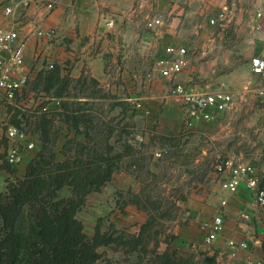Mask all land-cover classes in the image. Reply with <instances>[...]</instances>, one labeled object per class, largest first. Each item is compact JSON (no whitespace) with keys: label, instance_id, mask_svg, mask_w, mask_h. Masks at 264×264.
<instances>
[{"label":"crops","instance_id":"1","mask_svg":"<svg viewBox=\"0 0 264 264\" xmlns=\"http://www.w3.org/2000/svg\"><path fill=\"white\" fill-rule=\"evenodd\" d=\"M6 2L0 0V26H15L26 42L29 81L52 68L69 79L60 95L62 109H125L126 120L132 117L137 128L167 136L180 134L191 119L190 132L205 141L212 161L251 163L264 186V75L251 66L253 57L264 58V0H55L51 10L45 7L49 0H16L9 14ZM155 18L161 23L149 27ZM109 19L113 26L106 24ZM169 45L188 51L187 64L175 78L160 74L159 62L170 58ZM177 83L234 93L236 105L208 109L212 118H190L188 105L173 92ZM33 102L26 89L15 106ZM29 141L19 139L25 171L36 155L27 148ZM227 177V172H212L207 184L191 191L186 217L169 241L161 242V251L188 254L197 264H264V206L257 205L245 182L236 192L224 189ZM130 209L137 214L138 233L147 215L133 205ZM218 215L222 229L207 242Z\"/></svg>","mask_w":264,"mask_h":264},{"label":"rangeland","instance_id":"2","mask_svg":"<svg viewBox=\"0 0 264 264\" xmlns=\"http://www.w3.org/2000/svg\"><path fill=\"white\" fill-rule=\"evenodd\" d=\"M44 94L61 98L51 93ZM36 99L34 95V102ZM76 106L67 110L71 115L69 122L65 120L62 106V110L54 114L47 143L56 161L63 162L79 153L86 156L98 151L103 155L109 154L116 163L112 179L100 190L88 194L77 212L84 231L90 237L97 230L113 235L119 232L136 234L139 221L134 220L137 214L130 209L133 205L137 212L147 215L146 221L151 214L156 216V225L151 233L158 239L157 246L161 251V242L169 241L174 226L186 217L184 208L189 194L209 182L212 172L217 171L218 162L205 154L208 149L205 141L188 130L175 135L172 140H163L155 133L137 128L131 122L132 117L126 120L125 109H90L95 112L72 114L74 109H78ZM44 115L32 105L21 109L4 103L0 109V172L6 171L0 173V192L7 190L8 182L23 178L26 173L23 163L11 165L7 161L10 146L14 142L20 143L19 139L13 141L9 138V126H17L34 142L33 151L37 155L43 146L38 123L43 121ZM76 121L85 128H80L83 126L80 123L75 125ZM125 121L131 124L130 127H126ZM83 138H86L85 142ZM60 194L72 196V189L66 186ZM154 240L150 239L148 248L154 247ZM98 251L103 261H111L112 264H128L136 261L139 255L138 252L125 253L116 244L102 245ZM140 256L145 257V253Z\"/></svg>","mask_w":264,"mask_h":264},{"label":"trees","instance_id":"3","mask_svg":"<svg viewBox=\"0 0 264 264\" xmlns=\"http://www.w3.org/2000/svg\"><path fill=\"white\" fill-rule=\"evenodd\" d=\"M59 74L57 68L43 71L34 81H28L27 87L50 94L56 83L59 85L54 95L60 96L69 79ZM67 110L63 114L69 122L71 115ZM91 112L95 111L74 109L72 114ZM56 115L45 114L38 123L43 146L28 164L24 177L11 180L7 190L0 192V264H112L103 261L98 251L100 246L109 244H116L125 253H139L137 260L128 264H197L188 254L169 248L158 250L159 241L151 233L157 218L152 214L136 234L113 235L97 230L90 237L84 231L77 212L88 194L100 190L112 179L116 163L109 154L98 151L86 156L79 153L57 162L47 143ZM158 138L175 137L158 135ZM66 186L72 189V196H61L60 191ZM152 238L154 247L148 248ZM142 253L145 257L140 256Z\"/></svg>","mask_w":264,"mask_h":264},{"label":"built area","instance_id":"4","mask_svg":"<svg viewBox=\"0 0 264 264\" xmlns=\"http://www.w3.org/2000/svg\"><path fill=\"white\" fill-rule=\"evenodd\" d=\"M5 5V13H12L16 0H7ZM55 0H49L45 5L48 10L54 8ZM224 14L221 13L219 19H223ZM212 23L216 21L211 20ZM160 19H153L148 23L149 27L160 24ZM106 24L113 26V19H109ZM40 35H51L39 30ZM26 42L19 40V30L15 26H0V106L4 103L16 104L18 95L22 94L26 89L29 94L38 98L34 102L33 108L39 109L49 116H53L59 112L62 106V99L49 97L44 93H38L27 87L29 74L24 70ZM166 52L170 54V58L159 62L160 74L164 77L175 78L185 67L188 61V51L185 47L169 45ZM251 66L254 73L264 75V58L253 57ZM53 64L49 65L52 68ZM173 92L182 97L188 105L190 118H212L213 115L208 111L215 108L218 111H225L236 105V97L234 93L223 90L206 92L199 91L189 84L177 83ZM192 125L191 119L188 120L182 131H190ZM8 136L13 141L17 139H26L28 136L22 132L17 126L10 125L8 128ZM28 149H33L34 142L27 143ZM23 160V147L21 143L14 142L7 154V161L11 165H18ZM218 172H227L228 177L222 181V187L228 191L236 192L240 183L245 182L246 185L254 192L256 203L258 206H264V186H260L261 176L251 163H244L234 158L216 163ZM223 217L218 215L214 218L209 226L210 232L207 236V242L212 241L217 233L222 229ZM234 244V242H230ZM245 246V243H241Z\"/></svg>","mask_w":264,"mask_h":264}]
</instances>
